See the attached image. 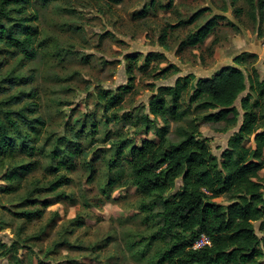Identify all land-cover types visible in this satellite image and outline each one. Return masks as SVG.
Instances as JSON below:
<instances>
[{"label":"rangeland","instance_id":"1","mask_svg":"<svg viewBox=\"0 0 264 264\" xmlns=\"http://www.w3.org/2000/svg\"><path fill=\"white\" fill-rule=\"evenodd\" d=\"M235 8L241 12L237 14ZM199 10L203 12L195 22L180 24ZM248 10L245 0L234 7L230 0H31L27 14L36 18L32 26L39 30L36 56L26 60L20 54L0 53V86L4 88L0 100L17 97L18 102L9 105L14 111L30 102L38 105L36 116L45 125L33 135V157L20 153L14 157L15 162H36V169L18 191L0 193V243L17 247L16 252L6 254L0 248V264H151L162 241L152 239L158 225L138 210L141 198L135 188L129 184L114 189L109 198L102 195V188L115 170L123 168V180L129 177L125 163L111 174L108 170L117 144L127 141L139 146L143 139L157 138L131 123L106 124L96 95L129 83L125 57L131 54L143 59L148 53H162L164 61L148 73L135 70L133 88L125 95L119 115L147 113L148 100L158 87L172 86L188 74L196 79L210 77L234 65L233 59L241 53L256 56L242 68L244 75L255 68L264 80V15L255 12L252 18ZM211 19L216 25L203 44L181 47L189 33ZM168 66H175L177 72L163 79L152 77ZM9 76H16V81L4 85L2 80ZM249 93L247 83L234 102L239 111L236 125L198 123L213 156L219 157L238 130L243 114L240 102ZM192 116L190 111L188 117ZM179 126L183 123L169 125L173 141L179 139ZM22 129L28 131L25 126ZM244 145L253 148L254 142ZM64 150L74 152V158L56 171ZM2 174L0 170V186L6 185ZM58 181L62 186L55 193L44 191ZM180 184L176 180L165 198L170 199ZM43 202L50 204L44 207ZM215 202L227 205L229 198ZM34 209L43 214L31 223L18 215ZM78 214L84 225L73 228L69 223ZM254 228L262 237L259 222ZM67 242L73 247H67ZM261 249L260 261H264V245Z\"/></svg>","mask_w":264,"mask_h":264},{"label":"trees","instance_id":"2","mask_svg":"<svg viewBox=\"0 0 264 264\" xmlns=\"http://www.w3.org/2000/svg\"><path fill=\"white\" fill-rule=\"evenodd\" d=\"M238 1L230 0V3L234 7ZM245 1L252 18L255 12L264 15V0ZM30 5L31 0H0V53L20 54L26 60L36 56L34 45L39 30L32 26L36 18L27 14ZM202 12L197 11L189 21L180 24L195 22ZM235 12L239 14L241 10L235 8ZM215 25V19L206 22L189 33L181 47L203 44ZM165 36L166 33L162 34V45ZM251 59L256 56L241 53L233 59L234 65L224 66L210 77L196 79L193 74L178 77L172 86L157 88L148 100L147 113L119 115L117 111L125 95L133 88L135 70L148 73L164 61L162 53H148L143 59L131 54L125 57L130 84L119 86L114 92L102 89L96 95L106 124L131 123L146 133L152 131L157 138V141L143 139L139 146H130L127 141L117 144L108 170L111 174L119 164L125 163L129 177L123 180V168L115 170L102 188L106 198L114 189L129 184L135 188L141 198L138 210L148 214V222L158 225L152 239L162 241L163 247L155 251L151 264H264L260 261L263 257L261 245H264V80L259 78L255 68L248 69V75H244L242 68ZM176 72L175 66H168L151 75L163 79ZM15 77L4 78L3 84L14 83ZM247 83L250 93L240 102L243 114L239 128L228 139L219 157H215L207 140L201 137L198 123L236 125L239 111L234 102L245 91ZM17 102L15 96L0 100V170L6 184L0 186V193L7 195L18 191L36 169V162H15L14 157L17 153L33 157L36 151L33 135L37 128L45 125L44 120L36 116L38 105L30 102L16 111L9 108ZM190 111L192 117H188ZM171 122L183 123L176 130L179 139L175 141L169 137ZM23 126L28 131H23ZM91 126L96 128V122ZM249 140L254 142L253 148L244 145ZM64 153L56 171L63 166L66 168L65 162L75 155L69 150ZM178 179L181 181L179 190L166 199ZM61 186L59 181L51 182L44 191L55 193ZM223 196L229 198L227 205L215 202ZM30 203L35 204L34 201ZM49 204L42 203L44 207ZM42 214L40 209L18 213L29 223ZM256 222L260 223L262 237L255 231ZM69 224L81 228L83 218L78 214ZM201 235L209 239L210 245L194 249ZM67 247L73 246L67 242ZM0 248L5 254L17 250L13 243L8 247L0 243Z\"/></svg>","mask_w":264,"mask_h":264},{"label":"built area","instance_id":"3","mask_svg":"<svg viewBox=\"0 0 264 264\" xmlns=\"http://www.w3.org/2000/svg\"><path fill=\"white\" fill-rule=\"evenodd\" d=\"M209 245H210V241H209V239H208L206 236L201 235V236L197 239V241L195 242L193 248H194V249H198V248H200V247H202V246H209Z\"/></svg>","mask_w":264,"mask_h":264}]
</instances>
